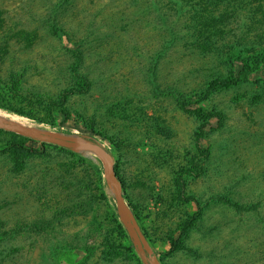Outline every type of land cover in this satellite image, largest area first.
<instances>
[{"label": "rangeland", "instance_id": "rangeland-1", "mask_svg": "<svg viewBox=\"0 0 264 264\" xmlns=\"http://www.w3.org/2000/svg\"><path fill=\"white\" fill-rule=\"evenodd\" d=\"M59 2L0 0V42L10 40L15 57L29 68L28 82L39 85L43 95H55L67 85L52 73L63 75L70 64L64 47L81 42L87 72L97 81L96 91L51 109L43 100L10 93L1 84L0 118L62 138L102 144L113 156L134 227L154 264H252L250 257L264 253L260 231L264 220V68L250 77L253 82L213 92L202 102L201 91L208 88L215 71L234 77L242 65L236 62L232 72L221 64L212 69L208 66L215 56L184 46L187 39L166 51L158 19L147 15L149 0H71L57 15L54 9ZM49 17L59 22L61 32L69 33H60L61 42L44 28L42 21ZM24 33L26 40L21 39ZM69 37L73 40L67 43ZM227 51L224 48L221 55ZM254 52L241 55L255 59L261 54ZM156 53L161 57L157 74L163 91L180 89L192 110L202 107L223 117L202 120L184 112L172 96L155 95L146 78ZM4 71L1 65L0 75ZM12 143L37 150L45 144L0 129V229L19 226L23 230L3 242L4 253L11 255L3 264H57L53 248L69 244L90 249L86 264H137L139 254L120 220L102 159L45 146V154L27 158L18 175L7 151ZM89 156L92 162L86 160ZM195 163L203 170L197 172ZM188 170L193 174H187ZM55 172L71 176L74 186L64 183V177L57 185L50 184L58 176ZM87 183L92 184L90 190ZM77 197L85 205L71 204ZM216 197L248 206L261 203L262 213L240 214L218 203ZM198 206L201 218L183 232ZM56 212L63 219L53 224ZM49 223L54 227L37 232ZM175 241L186 249L168 255ZM108 244L120 247L121 254Z\"/></svg>", "mask_w": 264, "mask_h": 264}, {"label": "trees", "instance_id": "trees-1", "mask_svg": "<svg viewBox=\"0 0 264 264\" xmlns=\"http://www.w3.org/2000/svg\"><path fill=\"white\" fill-rule=\"evenodd\" d=\"M70 1L71 0H60L57 8L54 9L55 14L58 15L61 13L64 3H69ZM147 5H150L149 9L151 10L147 13V15H151L149 18H152V14H155L153 16H155L160 23V27L158 28L162 33L163 45H165L166 51H170L172 48L179 46L184 39H187L186 42H184V46L188 47L192 45L199 48L204 53L208 52L209 54H213V57L215 56L213 59H210V66H208L212 69H214L213 67H220L221 64L226 65V68L232 72L236 62L242 65V70L234 77H224L225 75H223L221 71H215L212 77H210L211 81L208 82V88L205 91H201V94H203L200 97L202 102L213 94V92L228 87H239L245 83L253 82L250 80V77L261 68H264V0H167L162 2L160 0H149V4ZM165 6L166 10L164 12ZM43 22L45 25L44 28L59 42L63 40L62 35L66 34L65 36H69V33L64 31L61 32V28L57 26L59 23L57 20H51V17H49V19H45L42 23ZM237 30L241 31L240 33H242V35H239V33L236 32ZM257 32L261 34L255 38ZM230 35H233V37ZM26 36L27 33L22 34L21 39L26 40ZM72 40L73 39L70 37L66 38L67 43ZM0 43V66H4L6 70V72L4 71L1 73L2 75H0V85H5L4 87L7 88L10 93L22 94L21 96L24 95L29 99H37L38 101L43 100L49 108L55 109L56 107L66 106L71 98H81L96 91L97 81L87 72V55L81 42L74 43L71 48L64 47L65 54L69 56L70 64L64 68L62 72L63 75L56 71L54 73L51 72L60 83L63 79L67 82V85L59 87L55 95L50 93L43 95L42 92H39V85L29 83V68L23 60L15 57V54L11 51L12 43L10 40L5 39ZM16 45L18 44L16 43ZM224 48H227L228 51L225 56H222L221 52ZM256 50H260L261 53L258 54V58L253 59L250 56L245 58L241 55L242 51L255 54L254 51ZM160 58H157V53L154 57H151L149 63L151 67L149 68L146 78V81L149 82L155 95L172 96L178 103L179 108L186 113H193L202 120H209L213 117H223V113L221 112L207 113L202 107L192 110L187 101L186 93L180 89L169 87L166 91H163L158 82L159 76L157 74ZM252 59L254 60L253 66H251L250 62ZM205 64L207 66V63ZM51 70L52 69H50V71ZM95 118L97 119V117ZM97 134L103 136L101 133ZM109 138L110 140L112 139V137ZM42 146L43 148L41 150H37L19 143H12L9 145L7 151L9 155L13 156V164L15 165L14 172L21 175L24 171L26 159L35 157L36 155H38V157H41L39 155L43 156L45 154V146L57 149L62 153L71 152L70 150L53 145L42 144ZM204 154L207 157V151H204ZM86 160L92 162L94 158L89 156ZM69 162L72 164V161ZM195 169L197 172L203 170L197 163H195ZM186 173L193 174V171L188 170ZM57 174L58 176L55 175V178H52V183H50L53 186L57 185L60 178L64 177L62 173ZM64 178V183L68 182V184L74 186L75 179L67 175ZM78 182L81 181L78 180ZM77 185L80 188H86L84 187L85 184ZM91 185L92 184L87 183L88 190L91 189ZM40 187L43 190L46 188L45 185H41ZM85 201L89 204L94 202L93 199H85ZM194 201L197 202L195 199ZM216 201L226 204L240 214L253 212L254 215L255 213L260 215L262 213V210L259 209L261 208V203L248 206L233 199L221 197H216ZM81 202L82 205L86 203L83 200L79 201L77 197L76 199H72L71 204L76 206V204L80 205ZM197 204L199 205V203ZM52 217L54 219L51 221L53 224L63 219V215H57V212L54 213ZM200 218L201 207L198 206L197 211L185 224L183 232H187ZM55 220L58 221L54 222ZM52 223H49V225L45 227L39 226L37 232L44 233L49 228L54 227ZM118 227L122 230L121 224L118 223ZM260 231L264 234V220ZM22 232V227L19 226L9 231L0 229V264H3L7 260V257L11 256L8 255V252L4 253L5 247H2L3 242L16 238L21 235ZM108 247L114 250L115 254H121V248L117 247L115 244H108ZM185 249L186 246L181 245L180 241H175L167 254L174 255L176 252ZM52 254L54 259L58 260L57 264H86L92 255L87 246L86 248H80L72 244L54 247ZM145 255L148 260L151 261V256L147 251ZM255 256L249 258L252 264H264V253L261 254V256H256V258L260 257L261 260L256 259ZM138 257L137 264H143L141 257Z\"/></svg>", "mask_w": 264, "mask_h": 264}, {"label": "water", "instance_id": "water-1", "mask_svg": "<svg viewBox=\"0 0 264 264\" xmlns=\"http://www.w3.org/2000/svg\"><path fill=\"white\" fill-rule=\"evenodd\" d=\"M0 129L19 134L21 136L35 141H39L41 143L50 144L67 150L86 154H94L97 155L100 159H102L105 163L106 181L111 186L113 193L116 197L120 220L124 228L127 230L129 237L132 239L133 244L137 249L139 256L141 257L143 264H154L152 261H149L146 257V248L144 241L141 235L134 227L130 211L124 198L121 181L115 174L113 156L102 144L95 141L87 142L78 139H66L44 131L22 128L21 126L12 124L2 119H0Z\"/></svg>", "mask_w": 264, "mask_h": 264}, {"label": "bare ground", "instance_id": "bare-ground-1", "mask_svg": "<svg viewBox=\"0 0 264 264\" xmlns=\"http://www.w3.org/2000/svg\"><path fill=\"white\" fill-rule=\"evenodd\" d=\"M1 119V118H0ZM3 120V119H2ZM12 124H14V123H12ZM15 125H17V124H15ZM18 126H20V125H18ZM22 128H28V127H23V126H21ZM28 129H31V128H28ZM34 130V129H33Z\"/></svg>", "mask_w": 264, "mask_h": 264}]
</instances>
